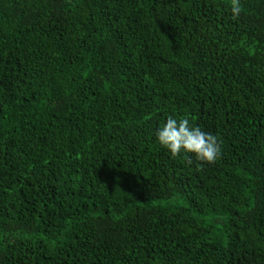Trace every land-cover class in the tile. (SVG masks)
Masks as SVG:
<instances>
[{
    "label": "trees",
    "instance_id": "16d2710c",
    "mask_svg": "<svg viewBox=\"0 0 264 264\" xmlns=\"http://www.w3.org/2000/svg\"><path fill=\"white\" fill-rule=\"evenodd\" d=\"M229 3L0 0V264H264V0Z\"/></svg>",
    "mask_w": 264,
    "mask_h": 264
},
{
    "label": "clouds",
    "instance_id": "9594fccd",
    "mask_svg": "<svg viewBox=\"0 0 264 264\" xmlns=\"http://www.w3.org/2000/svg\"><path fill=\"white\" fill-rule=\"evenodd\" d=\"M229 13L236 20L243 11L242 0H230ZM155 142L165 149L171 157L183 154L188 162L213 163L220 155L221 146L216 135L203 131L193 124L190 118L169 115L153 131ZM191 154V156H188Z\"/></svg>",
    "mask_w": 264,
    "mask_h": 264
}]
</instances>
